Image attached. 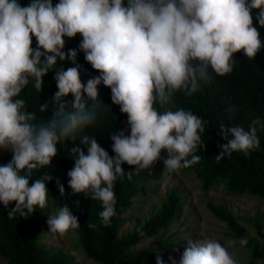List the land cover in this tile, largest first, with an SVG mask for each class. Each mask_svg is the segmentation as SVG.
<instances>
[{
	"label": "trees",
	"instance_id": "1",
	"mask_svg": "<svg viewBox=\"0 0 264 264\" xmlns=\"http://www.w3.org/2000/svg\"><path fill=\"white\" fill-rule=\"evenodd\" d=\"M179 1L0 0V252L11 264H62L38 244L44 195L90 258L147 262L151 251L123 255L168 225L175 193L144 231L117 234L138 186L163 176L158 145L205 189L264 201V11L258 0ZM93 64L103 67L87 75ZM211 208L264 259L263 234L252 241Z\"/></svg>",
	"mask_w": 264,
	"mask_h": 264
},
{
	"label": "rangeland",
	"instance_id": "2",
	"mask_svg": "<svg viewBox=\"0 0 264 264\" xmlns=\"http://www.w3.org/2000/svg\"><path fill=\"white\" fill-rule=\"evenodd\" d=\"M152 168L163 176L138 186L133 204L119 216L117 238L144 231L150 220L162 213L172 193L180 199L178 211L165 228L143 236L127 250L124 263L151 251L152 257L139 264H264V259L254 257L252 247L243 245L211 208L224 207L250 240L262 244L264 201L260 197L230 194L223 184L205 189L194 171L183 169L181 154L163 145L154 152ZM80 197L86 205L98 198ZM35 216L41 223L38 244L49 259L58 257L62 264H102L87 255L79 233L52 197H42ZM2 244L0 239V247ZM0 264H11L1 252Z\"/></svg>",
	"mask_w": 264,
	"mask_h": 264
},
{
	"label": "clouds",
	"instance_id": "3",
	"mask_svg": "<svg viewBox=\"0 0 264 264\" xmlns=\"http://www.w3.org/2000/svg\"><path fill=\"white\" fill-rule=\"evenodd\" d=\"M178 2H179L180 4H183V3H184V1H179V0H178ZM255 6H256L258 9H260V11H264V0H258V1H257V4H256ZM260 11H259V12H260ZM173 16H174V15H173ZM174 17H176V16H174ZM242 21H245V20L243 19ZM228 24H229V23H228ZM228 24H225V25L221 26V27L218 29V31L225 29V28L228 26ZM91 28H92V26L87 27V34H90V32H91ZM212 31H213V30H212ZM127 39H128V37L124 38L123 41L126 42ZM102 67H103V66H102L101 64H93V65H91L90 67H87V68H86L87 75H97V74H98V71H99ZM105 70H106V67H105Z\"/></svg>",
	"mask_w": 264,
	"mask_h": 264
}]
</instances>
